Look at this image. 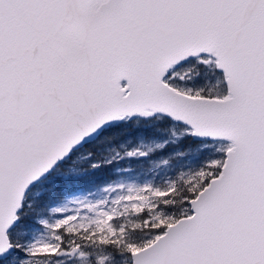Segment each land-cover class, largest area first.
Here are the masks:
<instances>
[{
  "label": "snow or ice",
  "instance_id": "obj_1",
  "mask_svg": "<svg viewBox=\"0 0 264 264\" xmlns=\"http://www.w3.org/2000/svg\"><path fill=\"white\" fill-rule=\"evenodd\" d=\"M153 122L194 166L68 197ZM0 264H264V0H0Z\"/></svg>",
  "mask_w": 264,
  "mask_h": 264
},
{
  "label": "rangeland",
  "instance_id": "obj_2",
  "mask_svg": "<svg viewBox=\"0 0 264 264\" xmlns=\"http://www.w3.org/2000/svg\"><path fill=\"white\" fill-rule=\"evenodd\" d=\"M159 132L161 134L155 137L138 136L116 148H105L100 151L101 155L96 162L103 165L107 161V166L115 168L116 175L111 180L126 178L128 173L124 170L131 169L138 181L162 177L171 172L188 171L190 166L195 165L200 156L197 144L193 148L180 147L179 142L184 135L181 130L172 126L163 128ZM129 152L144 153L145 155L129 157L127 155ZM158 153L162 154L157 155ZM67 167H72V165ZM75 167L81 171L80 164ZM91 190L95 191L96 187ZM87 192L76 190L71 192L68 197L84 195Z\"/></svg>",
  "mask_w": 264,
  "mask_h": 264
},
{
  "label": "trees",
  "instance_id": "obj_3",
  "mask_svg": "<svg viewBox=\"0 0 264 264\" xmlns=\"http://www.w3.org/2000/svg\"><path fill=\"white\" fill-rule=\"evenodd\" d=\"M169 126L171 125L158 122L117 125L107 129L103 134L94 139L88 147L82 149L81 154L90 153L92 159L98 161L101 155L100 151L105 148H116L120 144L135 139L138 136L146 138L155 137L161 134L160 130ZM195 145V141L190 142L185 137L179 142V146L182 148H193ZM160 154L162 153H158L157 155ZM79 169L81 171L79 170L77 175L71 177V183L64 189L67 195L76 190H91L96 185H101L116 175L115 168L111 166L90 169L87 164H84Z\"/></svg>",
  "mask_w": 264,
  "mask_h": 264
}]
</instances>
